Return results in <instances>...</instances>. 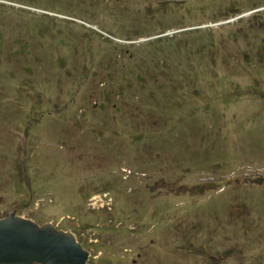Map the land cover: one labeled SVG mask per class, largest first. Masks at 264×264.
Returning a JSON list of instances; mask_svg holds the SVG:
<instances>
[{"label": "rangeland", "instance_id": "rangeland-1", "mask_svg": "<svg viewBox=\"0 0 264 264\" xmlns=\"http://www.w3.org/2000/svg\"><path fill=\"white\" fill-rule=\"evenodd\" d=\"M88 264H264V0H0V218Z\"/></svg>", "mask_w": 264, "mask_h": 264}, {"label": "water", "instance_id": "water-1", "mask_svg": "<svg viewBox=\"0 0 264 264\" xmlns=\"http://www.w3.org/2000/svg\"><path fill=\"white\" fill-rule=\"evenodd\" d=\"M16 211L0 218V264H88L91 253L75 234L17 216Z\"/></svg>", "mask_w": 264, "mask_h": 264}]
</instances>
